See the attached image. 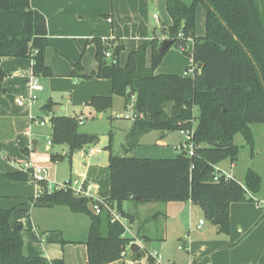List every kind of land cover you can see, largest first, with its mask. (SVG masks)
I'll use <instances>...</instances> for the list:
<instances>
[{
    "label": "trees",
    "instance_id": "1",
    "mask_svg": "<svg viewBox=\"0 0 264 264\" xmlns=\"http://www.w3.org/2000/svg\"><path fill=\"white\" fill-rule=\"evenodd\" d=\"M207 9L204 36H197V4ZM172 24L163 28L165 39L187 52L193 40L191 58L196 68L193 75L156 73L165 52H159L162 40L158 35L146 40L129 53L125 65L120 56L124 45L116 38H94L97 70L83 74L80 61L73 64L71 76L90 79L108 78L112 94L124 97L128 109L135 96L137 114L127 133L126 154L114 153L110 134L109 165L102 168L99 195L110 201L119 213L124 201L139 196L141 202L188 201L198 204L208 220L222 233H229V208L233 202L253 200L259 192L262 177L254 170L246 173L245 184L236 178L222 176L214 180V166L225 159L236 162L240 146L234 138L241 134L252 151L255 137L251 124H264V0H166ZM49 45L47 19L30 0H0V59L28 57L33 59L36 76H52L46 64L45 50ZM152 49L151 61L145 51ZM111 52V57L106 52ZM189 68L187 67V70ZM7 72L0 64V92ZM113 95L93 96L88 105L97 112L110 109ZM54 102L43 106L52 111ZM52 142L66 144L69 156L93 144L97 135L80 132L76 116L53 115ZM160 130H193L195 148L192 156L185 151L172 158H139L128 155L147 132ZM54 157V156H53ZM32 169L10 173L11 179L33 180ZM43 191L35 198L39 204L64 205L73 212L91 217L88 239L89 264H106L124 256L131 237L125 227L112 221L108 211L95 214L89 207L91 197H79L72 189L59 188L52 192L42 183ZM11 210L0 208V264H64L63 259H47L38 247L24 253L21 228L12 226ZM135 261L141 251L132 252ZM140 264V263H136ZM148 264H156L150 257Z\"/></svg>",
    "mask_w": 264,
    "mask_h": 264
},
{
    "label": "crops",
    "instance_id": "2",
    "mask_svg": "<svg viewBox=\"0 0 264 264\" xmlns=\"http://www.w3.org/2000/svg\"><path fill=\"white\" fill-rule=\"evenodd\" d=\"M30 4L47 19L49 45L45 50V61L53 75L39 76V81L45 85L42 91H46V86L48 90L41 96L42 102L46 101L38 111L34 103L27 100L33 59H0L1 66L7 72L3 82L5 91L0 92V208L10 209L11 225L21 228L25 254L32 247H38L49 260L63 259L64 264H89L85 242L91 226L90 215L73 212L64 205L39 204L35 202L38 196L35 182L14 180L8 175L23 170L29 162L37 164L33 152H48L44 166L49 168L52 180L61 184L70 178L83 176L87 183L100 188L98 181L101 176H97L94 169L100 171L109 165L108 144L99 147L100 139H97L93 143L95 145L89 144L69 156L68 145L53 142L49 145L48 137L52 139L53 133L51 117L65 115L79 118L86 117L92 110L97 112L88 102L93 96L113 95L112 82L108 78L84 80L73 77V64L80 61L83 74L97 70L94 38L117 37L123 42L136 38L137 43L132 44L131 51L140 42L153 38L157 35L158 26L162 30L165 28L166 21L157 8L163 12L166 0H112L111 4L109 0H30ZM171 24L170 17L168 27ZM159 38L163 40L166 36L163 33ZM189 42L193 50V40ZM177 55L171 57L163 70L156 73L187 76V67L194 65L199 68L192 63L193 60L188 65L186 57ZM125 63L121 62V65ZM147 64H150L149 61ZM60 92H64L65 103L55 99V94ZM115 97L121 96L113 95ZM19 98L25 101L18 103ZM121 98L126 110L125 99ZM49 101H53L54 105L52 111L47 112L43 106ZM101 114L99 112L98 115ZM36 120H45L46 123L40 125ZM132 126L133 123L130 129ZM144 135L128 155L151 158L136 154L137 149L144 145ZM165 135V132H161V137ZM42 141H45L44 147L40 149ZM55 145L60 151L53 150ZM90 149L94 152L90 153ZM66 155L71 162L70 170L61 180L58 179V163ZM242 157L243 152H240L236 162L225 159L217 166L236 179L237 174L241 176L242 179L237 180L243 185L247 171L252 169L262 177V184L259 192L251 194L253 200L230 204L229 233L220 232L218 226L206 218L201 206L191 200L141 202L130 199L121 206L128 214L125 236L139 244L142 257L137 261L133 259L134 251L130 249V244L122 258L106 264H148L150 258L147 251L150 249L159 250L164 262L169 264H264V153L256 152L254 146L243 167ZM160 203H164V206ZM154 211L156 213L151 215L150 212ZM200 220H204V223L200 224ZM181 245L185 247L180 248Z\"/></svg>",
    "mask_w": 264,
    "mask_h": 264
},
{
    "label": "rangeland",
    "instance_id": "3",
    "mask_svg": "<svg viewBox=\"0 0 264 264\" xmlns=\"http://www.w3.org/2000/svg\"><path fill=\"white\" fill-rule=\"evenodd\" d=\"M111 1L112 0H109L110 4H111ZM188 1H190L189 4L193 2V0H188ZM157 11L162 15V18L164 19V21H166V24L164 25H165V29H167L168 25L170 24V17L168 15L167 10L165 9L162 12L161 10L157 8ZM206 14H207V9H206L205 4L203 2H199L197 4L196 29H195V34L197 36H204L206 33L205 21H204V19L206 18ZM165 17L167 18V20H165ZM160 27L161 26H158L156 29V33L157 35H159V37H161V35L165 33ZM116 39L124 45V49L122 50V54H121V62L123 61L127 62L128 55L133 47L132 44L137 43L135 41L136 38H133V41H131L130 39H127V40H124V42L122 40L120 41L119 38L117 37ZM145 41L146 40L140 42L139 46L136 49H138ZM190 44H191L190 42L187 43L188 45L187 46L188 48H186L187 52L182 51L176 45H172L171 47H169L165 51L162 61L157 66L155 72L162 71L163 70L162 68H164L163 66H166L168 64L169 59L173 56H178L177 54H180L181 56L186 57L187 64L189 65L190 61L192 60L191 58L192 46ZM84 53H85V50L83 51V55ZM151 55H152V49L150 47H147L145 51L146 62L149 61L150 63ZM161 73H165V72H161ZM179 75H182V74H179ZM183 76H186V75L183 74ZM38 81H39V76H38ZM39 83L42 84L43 87H45V85L42 82L39 81ZM47 90H48V86H46V91L40 92L39 98L34 102L35 108L38 109V111H39L40 105H42L46 101L45 100L44 102H42L41 96H43V94L47 92ZM55 95H56L55 99L58 102L65 103L66 99L64 97V92L56 93ZM132 100L135 101V98L132 97ZM101 113H102L101 115H98L99 112H95L94 110H92L90 113L88 112L86 117L84 118V122L80 124V128H79L80 132L97 135L98 139H100L99 147L109 144L110 134L112 132L114 153L119 154V155H124L125 150H126V144L128 146L127 133H128V130L130 129L131 124L133 123L132 119L126 118L127 114H131V109L125 110L123 107V98L115 97V99L113 98L112 107ZM251 127L254 131V136H255V150L256 152H260L263 154L264 153V124L253 123L251 124ZM161 132L162 131L160 130H152V131L147 132L142 138V140L144 141V145H142V147H139V149H137L136 154L139 156H148L151 158H172V157H175L177 154H179V150L177 149V146L181 143L180 141L185 139L186 135L182 134L179 130H174V131H166L165 137H161ZM45 141H42L40 149H43ZM235 143L238 146H240V152H243L242 163H241L243 167L248 162L250 152L252 149L246 143L244 137L241 134L236 135ZM53 150L60 151L56 145L54 146ZM68 153H69V150H68ZM47 155H48V152H44V154L41 152H33L34 161L36 160L35 162L37 163L36 165L44 166ZM58 164H59L58 166H59V175H60L58 179L62 180L64 178L65 173L69 172L71 162L68 156L66 155L64 160L62 162H59ZM94 171H95V174H97V176H101V171H99L96 168L94 169ZM51 177H53L52 174H51ZM237 177H238L237 179H242V177L239 176L238 174H237ZM31 181L34 182V180H31ZM160 204L164 206L163 205L164 203H160ZM150 213L151 215H153L156 212L154 211ZM202 217L205 219L204 215H202ZM124 220L125 222L128 221L126 217H124Z\"/></svg>",
    "mask_w": 264,
    "mask_h": 264
},
{
    "label": "built area",
    "instance_id": "4",
    "mask_svg": "<svg viewBox=\"0 0 264 264\" xmlns=\"http://www.w3.org/2000/svg\"><path fill=\"white\" fill-rule=\"evenodd\" d=\"M155 17L157 15L155 14ZM111 20V19H110ZM107 57H111V52L108 51L106 52ZM196 68L195 66L189 67L187 70V73L189 75H193L195 72ZM29 88H30V93L27 97V100L30 103H34L38 99V93L44 89L43 85L39 83L38 77L34 74H32L29 78ZM135 98V96H133ZM18 103H22L24 98H19ZM134 103L135 101L132 100V102L129 104L128 109H131V114H127L126 118L132 119L134 122L135 118L137 117V114L134 110ZM127 109V110H128ZM84 116H79V122L83 123L84 122ZM36 123L40 125H44L46 123L45 120H36ZM182 134H185L186 137L185 139L177 146V149L179 152H186L189 156H192L194 153V142L192 140L193 137V130H182ZM49 138V145L52 142L51 137ZM94 150L90 149V153H93ZM31 168V176L34 180V182L38 186V195L43 191L44 187L42 186V183L46 184V189L49 192H52L55 189L59 188H65V189H72L74 194L79 197H91L93 198V201L89 203L90 209L95 213V214H100L103 211H108L111 215V220L114 221H119L123 226L125 227V233L127 232V224L124 220V216L119 213L117 208L112 205V203L104 198H102L99 195L98 191V186H95L92 183H87L86 178L83 176H79L77 178H70L66 180L65 182L59 184L55 180H52L50 178V171L47 166H41V165H36L34 162H29L26 164L25 168L23 170H27ZM215 168V175H214V180L219 181L222 176H225L226 178H230L232 176L225 174L222 172L217 165L214 166ZM204 220H200V224H203ZM124 233V235H125ZM133 243V240L130 242V244ZM129 244V245H130ZM184 245H181L180 248H184ZM147 254L149 258H153L155 260L156 264H169L164 262L163 256L160 253L159 250L157 249H150L147 251Z\"/></svg>",
    "mask_w": 264,
    "mask_h": 264
},
{
    "label": "water",
    "instance_id": "5",
    "mask_svg": "<svg viewBox=\"0 0 264 264\" xmlns=\"http://www.w3.org/2000/svg\"><path fill=\"white\" fill-rule=\"evenodd\" d=\"M171 44H172L171 40L163 39L162 43H161V46H160V49H159V52L163 54L169 48V46ZM97 141L98 140H96V142ZM136 199L139 200L140 199L139 196H137ZM130 249L135 252V251L140 249V246H139V244L137 242H133V243H131Z\"/></svg>",
    "mask_w": 264,
    "mask_h": 264
}]
</instances>
